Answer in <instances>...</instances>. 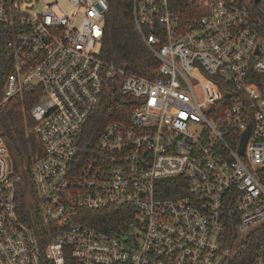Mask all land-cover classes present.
I'll list each match as a JSON object with an SVG mask.
<instances>
[{
	"label": "built area",
	"instance_id": "obj_1",
	"mask_svg": "<svg viewBox=\"0 0 264 264\" xmlns=\"http://www.w3.org/2000/svg\"><path fill=\"white\" fill-rule=\"evenodd\" d=\"M108 10L0 0V105L41 90L30 220L0 135V264H264V0H132L154 78L101 58ZM114 88L135 100L131 116L82 150ZM103 209L122 211L112 231L88 223Z\"/></svg>",
	"mask_w": 264,
	"mask_h": 264
},
{
	"label": "trees",
	"instance_id": "obj_2",
	"mask_svg": "<svg viewBox=\"0 0 264 264\" xmlns=\"http://www.w3.org/2000/svg\"><path fill=\"white\" fill-rule=\"evenodd\" d=\"M109 10L104 25V34L99 55L105 61L118 65L137 75L154 78L159 75V62L150 52L136 31L132 13V0H108ZM11 72V59L5 53L0 61V103L4 99V85ZM41 97L40 89L25 90L0 105V135L11 152L15 172L22 177L20 200L26 218L30 220L29 206L35 195L31 167L33 157L40 151V143L34 132L31 110ZM135 100L124 95L117 88L106 92L102 102L89 117L82 133V150H93L106 126L113 121L126 120L131 116ZM93 217L88 221L106 231L114 228L111 223L120 210H91ZM253 245L246 247L239 259H250ZM67 264H72L68 259Z\"/></svg>",
	"mask_w": 264,
	"mask_h": 264
},
{
	"label": "rangeland",
	"instance_id": "obj_3",
	"mask_svg": "<svg viewBox=\"0 0 264 264\" xmlns=\"http://www.w3.org/2000/svg\"><path fill=\"white\" fill-rule=\"evenodd\" d=\"M60 6L62 7V9H64L65 11L67 12H71L73 7L71 4H69L67 1H62L60 3ZM43 9V6L42 5H38L37 6V10H42Z\"/></svg>",
	"mask_w": 264,
	"mask_h": 264
},
{
	"label": "water",
	"instance_id": "obj_4",
	"mask_svg": "<svg viewBox=\"0 0 264 264\" xmlns=\"http://www.w3.org/2000/svg\"><path fill=\"white\" fill-rule=\"evenodd\" d=\"M249 132H250V129H248V130L245 132L244 137H243V140H242V144H241V148H240V152H241L242 154L245 153V146H246V143H247V140H248Z\"/></svg>",
	"mask_w": 264,
	"mask_h": 264
}]
</instances>
